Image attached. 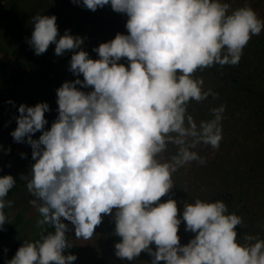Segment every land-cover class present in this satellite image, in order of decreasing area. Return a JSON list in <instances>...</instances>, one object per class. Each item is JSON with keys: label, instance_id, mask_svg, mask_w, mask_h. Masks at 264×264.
I'll return each mask as SVG.
<instances>
[{"label": "rangeland", "instance_id": "rangeland-1", "mask_svg": "<svg viewBox=\"0 0 264 264\" xmlns=\"http://www.w3.org/2000/svg\"><path fill=\"white\" fill-rule=\"evenodd\" d=\"M63 1L68 16L146 18L144 37L134 46L130 27H113L108 54L116 61L118 44L127 55L112 69L133 76L96 67L68 98L41 65L55 55L49 1L0 0V225L35 243L29 264H253L246 247L264 249L261 115L237 109L224 69L186 64L168 21L182 10L193 24L185 0ZM197 16L198 37L241 47L264 92V0H210Z\"/></svg>", "mask_w": 264, "mask_h": 264}, {"label": "trees", "instance_id": "trees-1", "mask_svg": "<svg viewBox=\"0 0 264 264\" xmlns=\"http://www.w3.org/2000/svg\"><path fill=\"white\" fill-rule=\"evenodd\" d=\"M47 1L50 5L48 9L53 15L46 20H42V22L45 24L44 32L48 35L47 43L50 44V47L48 45V52H55V55L44 57L41 65H44V71H47L45 70V64L52 66L49 74L44 73V76L48 81H53L52 83L55 87L58 86L65 94L64 96L68 98L77 97L79 90L81 91L83 88L80 86L81 81L87 83L91 81L90 79L93 78V71L96 67L102 70L101 73H105L108 69L111 70L113 79L133 76L132 72L123 71L119 67L116 68L117 71L112 69L124 61L127 52L122 51L118 44L116 46L113 44L118 57L114 61L115 63L112 62L113 58L108 54L110 43L108 40L111 39L113 27H130L129 32H127L129 34L126 37L129 39L130 34H135L137 38L132 40L133 45H139L144 37L146 18L139 17V22L135 20L130 24L123 14L117 13V16L114 17V24H112V22H109V12L104 7L93 12L78 9L77 12L73 11L74 14L68 16L71 12L64 5L63 0L61 2L60 0ZM209 1L185 0L182 8H185L196 18L191 26H185L183 24L185 19H181L182 10H178L180 13L177 12L175 16L168 19L170 32L175 37L178 46L181 44L179 47L185 51L186 64L189 63L188 65L206 73L217 74L219 69H222V71L224 69L222 80L225 81L234 94L245 101L244 103L237 102L235 104L237 109L242 108V106L246 107L245 109H251L254 105L256 111L261 115V124L264 127V92H260L253 76L249 74L248 60L243 55L241 47L232 45L226 38L221 37L218 32L213 33L210 37H198V33L203 26H201L200 16L197 15ZM145 10V15L156 14L155 18L158 20H161L164 16L159 17L156 8H152L151 11L149 9ZM179 18L181 21H179ZM123 19L126 21H123ZM78 23L83 26L84 31L80 36L76 35V29H74ZM140 24L143 28L138 27ZM127 45L129 46L128 42L125 45L126 49H128ZM54 60L58 65L53 66ZM95 60L99 63H96ZM215 230L220 238H223V235L226 234V230L221 226H215ZM256 241L253 245L246 247L247 251L253 258V264H264V249H257ZM34 248L35 243L33 241L25 240L16 235L13 224L0 225V264H29L31 252Z\"/></svg>", "mask_w": 264, "mask_h": 264}]
</instances>
